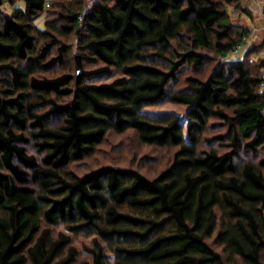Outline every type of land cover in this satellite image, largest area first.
I'll use <instances>...</instances> for the list:
<instances>
[{
	"label": "trees",
	"instance_id": "1",
	"mask_svg": "<svg viewBox=\"0 0 264 264\" xmlns=\"http://www.w3.org/2000/svg\"><path fill=\"white\" fill-rule=\"evenodd\" d=\"M48 4L45 0H31L29 4L27 19L35 21L44 13L43 28L25 24L20 18L23 14L16 20L0 14V85L4 86L0 89V160L7 169L0 171V264H76L78 247L73 238L95 240L92 229L98 216L85 211L73 216L69 204L67 214L61 208L41 218L32 199L33 190L17 187L10 178L9 173L19 184L28 183L27 175L12 163L14 158L28 167L35 164L15 146L17 142H28L22 133L28 126L25 114L34 115L33 107L47 109L33 120V128L43 129L67 117V126L59 132L33 133L35 137H47L38 147L49 150L46 163L52 168L77 164L93 156L111 132L132 130L144 144L175 149L172 162L154 177L134 167L117 166L116 171L112 164L84 173L91 176L103 168L113 183L118 178L125 181L118 185L117 202L109 210L110 227L98 234L107 240L105 232L126 233L130 245L143 241L145 246L123 249L120 264H235L236 257L243 264H259L260 249L264 248V172L259 168H264V159H260L259 168L248 165L238 170L229 153L224 154L225 159L212 153L215 160L211 162L195 158L193 149L178 146L177 121L167 115L169 112H158L155 121H142L126 107L133 100L146 106L164 102L186 105L192 118L189 127L194 133L202 136L216 129L221 131L228 124L226 131L211 134L212 140L229 137L236 124L245 128L246 136L251 129L264 131V100L258 91L264 76L254 74L263 71L264 59L258 67L239 62L226 66L221 62L206 81L187 76L185 86L176 87L185 70L182 65L191 64L192 70L199 73L205 63L214 65V61L227 57L246 36V32H236L230 24L227 6L234 0H208L207 6L202 0H189L187 6L184 0H96L91 8L86 7L87 0H51ZM213 24L219 30L213 29ZM187 39L192 40V49H180L166 69L154 63L170 41L179 46ZM73 42L78 51L66 59ZM145 46L153 51H147ZM37 47L39 52L31 55ZM17 61H24L23 68ZM85 62L93 68L84 70ZM73 64L81 68L75 79ZM36 73L43 78H37ZM114 74L117 77L110 83L81 87L85 78ZM141 76L148 79L139 84V93L125 86ZM190 84L199 85L194 96L188 94ZM229 88L242 92L231 95ZM33 93L37 103L25 108L23 101ZM69 96L72 101L64 103L63 98ZM97 97L117 103L103 104ZM81 104L91 111L85 112ZM223 108L238 110V118L230 117ZM259 144H264V138L249 141L247 147L256 152ZM70 148L74 149L71 154ZM232 154L238 157L236 148ZM56 175L42 171L33 180L47 185L54 182ZM226 175L229 181L222 182L219 178ZM83 183L82 178L77 184L63 185V190L53 189L60 198L56 204L63 206L77 189H81L83 201L87 195L82 191ZM65 191L68 195H64ZM125 206L131 212L124 211ZM153 216L160 219L149 218ZM173 218L176 223L170 225ZM188 221H192L191 232L186 231ZM59 226L63 230L56 231ZM217 230L215 241L223 252L208 242ZM153 234L156 239H151ZM25 250L27 257L22 255ZM80 264L87 261L81 260Z\"/></svg>",
	"mask_w": 264,
	"mask_h": 264
},
{
	"label": "clouds",
	"instance_id": "2",
	"mask_svg": "<svg viewBox=\"0 0 264 264\" xmlns=\"http://www.w3.org/2000/svg\"><path fill=\"white\" fill-rule=\"evenodd\" d=\"M51 0H45V3H50ZM96 0H87L86 7L91 8L93 3ZM102 2L108 3L109 0H102ZM114 2V0H112ZM172 2V0H169ZM204 6H207L208 0H202ZM31 0H0V14H8L13 17L14 20L18 19L19 14H23L20 17L25 24L28 23H35L42 25V20H35L29 21L27 19L29 4ZM189 0H184L185 6H187ZM234 10L232 11L231 15L229 16V20L231 22H236L239 19V22L242 24H247L250 26L251 31V39L245 38V44L239 47H234L233 51H231L227 57L222 58L220 61H214L213 64L222 62L226 66L230 63H246L255 65L259 58H264V52H260L259 56H249L245 57L244 52L247 50V45L251 43L252 40H258L262 36H264V0H234ZM111 3H109V7ZM200 5L198 4L197 7ZM243 9H247L251 13V19L249 15L246 14ZM173 19L175 17L173 16ZM81 20H83V16H81ZM61 23H65L61 21ZM59 27V25H57ZM0 28H2V21H0ZM213 29L219 30L216 24L212 25ZM183 31V29H181ZM214 37V33H212ZM95 39V37H92ZM212 44L216 43L215 39H212ZM147 51H153L151 48H147ZM180 49H184L185 51L192 49V40L187 39L185 42L179 46L176 45L175 41H170L169 46L166 51H162L158 53L154 63L161 68H167L171 62L177 58ZM39 47L36 48V51L30 53L31 55H35L39 52ZM78 49L76 47L75 42H73V46L71 51L66 55V59H70L71 57L75 56ZM55 54V52H54ZM115 58L114 53H110ZM98 59V58H97ZM152 62V61H150ZM21 68H23L24 61H17ZM74 67V77L79 76L81 72V68ZM89 65L85 62L83 64V69L87 70ZM185 68V76H192L196 77L199 76L202 81L207 80L208 73L212 71L213 65L205 63L199 73L194 72L192 70L191 64L182 65ZM225 72H227V67L225 68ZM254 74L264 76V72H256ZM37 78L42 79L43 76L39 73L34 74ZM238 75V74H237ZM235 78V77H234ZM29 83H31V77L27 78ZM147 76L136 77L130 80L125 86L134 88L137 93H139V84L144 80H147ZM98 80L95 78H85L82 80L81 87L83 88H91L93 85L97 84ZM110 83V82H109ZM172 81L169 80L168 84H171ZM181 84L184 83L183 80L180 81ZM168 84H165L164 87L168 89ZM120 85H117L119 87ZM2 85H0V89H2ZM73 90L75 91V86L73 85ZM199 87L196 84H190L188 88L189 95H195L194 89ZM23 91V90H22ZM26 91H31L28 89ZM255 91V89H254ZM258 91L262 94V100H264V87H261ZM242 92V89L233 90L231 88L228 89V93L231 95H236ZM0 98H3V92L0 90ZM100 103L114 105L117 102L113 100L105 99L104 97H97ZM56 101L59 102V98H56ZM72 101V97H65L63 98V102L67 103ZM25 108H27L30 104H36V94L33 93L31 97L25 99L23 101ZM81 107L85 109V112H90L91 108L86 107L85 105L81 104ZM126 107L131 109L134 118L142 120V121H155L158 119L159 113L157 110L149 108L145 105L144 102L137 103L134 100L128 104ZM217 108H222V105H217ZM47 109L44 107H33L32 112L34 115L27 116L25 114V118L27 120V127L23 130V136L27 139V143L23 141L17 142L16 147L21 148L24 150L23 154L27 156L29 159L34 160L35 164L33 167H28L24 163L20 161L18 158H14L12 163L19 167V169L27 175L28 183L26 184H19L16 181V178L12 176L10 173V178L13 183H16L17 187H26L31 188L32 191V199L36 202V205L39 210V214L41 218L45 213L49 214L50 216L53 213H57L63 208L65 214L68 212V205L71 206V213L73 216L78 215L81 211H85L87 213H91L94 216H98L99 218L95 220V227L92 229L93 233L95 234V240L93 242L85 241L83 247H79L77 249L78 255L76 257V264H80L81 260L87 261V264H95V260L99 257V264H120L121 258L123 255L122 250L129 247H144L145 243L143 241H137L134 245H130L127 240L126 233L120 232H112L107 233L108 239H103L98 233L105 231L110 227L109 225V210L115 206L117 202V187L120 184H124L125 181L123 178H118L116 183H113L111 177L104 174V169L101 168L100 173H95L91 176H85L84 173L86 171H92L95 168L100 167L105 161L101 160L99 162L93 161L85 164L83 162H77V164H68L62 168H52L49 164L46 163V158L49 156V150L47 149H39V145H42L46 142L47 137L40 136L35 137L33 133H40L41 131L45 132H59L67 125L64 123V120L67 117H64L60 120L50 122L45 125L43 129L40 127L33 128L32 122L36 119V116L42 114ZM225 112L229 113L230 117H237L239 115L238 110L234 111L232 108H223ZM78 115L84 113H77ZM170 118L175 119L177 121V131L175 135V139L180 141L179 147L184 149H193L194 150V157L198 159H207L208 162L215 160V157L211 156L212 153H215L217 156L221 157V159H225L224 154L229 153L231 155L233 165L239 170L244 166H254L259 168V161L260 159H264V144H259L257 146L256 152H253L248 149L249 141H255L257 137L264 138V131H260L257 129H251L250 135H245V128L239 124H236L233 128L229 137L224 139H215L212 140L211 136L205 132L204 135H200L199 133H194L190 130V124L192 122L191 116L185 111L183 107L179 108L176 112H169L167 114ZM264 115V113H262ZM3 117H0L2 120ZM207 127V125H205ZM228 128V124L224 125V128L221 131H226ZM13 132L19 135L20 133L13 128ZM239 137L238 141L234 143L236 138ZM198 140V143H197ZM236 148L238 157L235 154H232V149ZM74 149H69V154H71ZM247 153V154H246ZM119 158L113 161L114 170L119 171L117 165L119 164ZM3 161L0 160V171H7L6 168L2 167ZM261 172H264V168H259ZM42 171H52L57 173L56 177L54 178V182L42 185L39 182H34L33 178L36 176L38 172ZM83 178V185L82 191L86 193L85 199L81 200V189H77L73 192L70 201H65L64 205L61 206L60 204H56V201L60 198L53 193V189L55 190H63V185H74L81 181ZM222 182H228L230 176L226 175L219 178ZM91 181H94L92 183ZM64 195H68L65 191ZM47 198V199H44ZM132 199H138L139 196H132ZM51 201V203H49ZM52 204H56V207L53 208ZM94 205V206H93ZM51 209V212H49ZM124 211L131 212V209L125 206ZM153 220H159V216L149 217ZM171 224H175L176 220L173 218L172 221L169 222ZM264 227V225H262ZM172 231H176V228H172ZM193 230L192 221H188L186 226V231L191 232ZM264 238V237H262ZM91 239V238H90ZM151 239H156V234L151 236ZM247 246L245 247V251H247ZM22 255L25 257L28 256V251L25 250ZM259 264H264V248L260 249L259 254Z\"/></svg>",
	"mask_w": 264,
	"mask_h": 264
},
{
	"label": "rangeland",
	"instance_id": "3",
	"mask_svg": "<svg viewBox=\"0 0 264 264\" xmlns=\"http://www.w3.org/2000/svg\"><path fill=\"white\" fill-rule=\"evenodd\" d=\"M48 6V5H47ZM235 5L231 4L227 6V10L229 12V16L231 15L232 11L234 10ZM246 14L249 15V18L251 19V13L247 9H243ZM42 20V27L38 25L40 28L44 27V13L40 14L35 20ZM230 21V20H229ZM234 30L236 32H246V36L248 39H251V31L250 26L247 24H242L239 22V19L236 22H231ZM73 37L70 40H74ZM245 39H242L244 41ZM245 44V41L243 42ZM260 52H264V36L259 38L258 40H252L250 44L247 45V50L244 52L245 57L251 56H259ZM264 58H259L255 65L251 66H257L260 64V62ZM218 61V60H217ZM221 62L215 63L212 67V70L216 68ZM90 69L93 67H89ZM212 72V71H211ZM208 73V76L210 73ZM264 72V69L263 71ZM185 70L180 75V80L176 84L177 88H182L185 86V78L187 76L184 75ZM207 76V79H208ZM117 76L114 75H102V76H96L92 77L98 80L97 84L101 83H108L113 81ZM199 77V76H196ZM200 78V77H199ZM183 80L184 83L181 84L180 81ZM261 87H264V84L261 85ZM149 108L155 109L158 112H176L179 108L183 107L185 111L187 112L188 107L186 105L181 104H175L171 102H164L158 105L148 106ZM222 132L219 129H216L210 133L209 135L214 133ZM175 149H167V148H161L153 145H147L142 143L134 131L128 130L124 133H116L111 132L107 138L105 139L104 143L101 144L96 153L82 161L85 164H88L93 161V158L95 161L99 162L101 160L105 161L102 165L106 164H112L113 161L117 158H119V164L117 166L120 167H134L143 172L145 175L149 177H154L158 175L163 169H165L173 160ZM101 165V166H102ZM63 230V227L59 226L56 228V231ZM218 234V230L213 234L212 237L209 238L208 242L214 247L215 250L219 252H223V248L221 245H219L215 238ZM89 241L92 242V238L87 237H74L73 238V244L75 246L83 247L84 242ZM235 264H243L242 261L236 257Z\"/></svg>",
	"mask_w": 264,
	"mask_h": 264
},
{
	"label": "built area",
	"instance_id": "4",
	"mask_svg": "<svg viewBox=\"0 0 264 264\" xmlns=\"http://www.w3.org/2000/svg\"><path fill=\"white\" fill-rule=\"evenodd\" d=\"M47 5H49V4H47ZM80 20H81V17H80ZM246 37H244L243 39H245ZM245 41V40H244ZM244 41H241L240 43H238V44H236L235 45V47H239V46H242V45H244ZM234 49V48H233ZM233 51V50H232ZM262 84H264V81H263V83Z\"/></svg>",
	"mask_w": 264,
	"mask_h": 264
},
{
	"label": "water",
	"instance_id": "5",
	"mask_svg": "<svg viewBox=\"0 0 264 264\" xmlns=\"http://www.w3.org/2000/svg\"><path fill=\"white\" fill-rule=\"evenodd\" d=\"M79 77V76H78Z\"/></svg>",
	"mask_w": 264,
	"mask_h": 264
}]
</instances>
